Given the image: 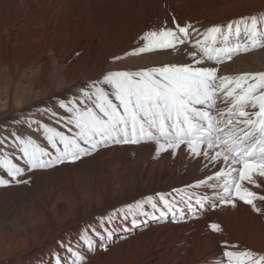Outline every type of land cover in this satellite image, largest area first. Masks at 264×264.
Returning a JSON list of instances; mask_svg holds the SVG:
<instances>
[{
    "label": "bare ground",
    "instance_id": "bare-ground-1",
    "mask_svg": "<svg viewBox=\"0 0 264 264\" xmlns=\"http://www.w3.org/2000/svg\"><path fill=\"white\" fill-rule=\"evenodd\" d=\"M257 13H264V0H0V148L14 150L13 132L44 144L43 124L75 132L73 125L65 126L68 113L60 101L75 97L81 106L88 104L80 89L90 81L108 71L194 63L189 53L201 57L193 45L204 29ZM173 17L199 29L189 30L186 46L125 55L142 46L143 32L165 21L174 26ZM202 66L217 67L218 75L264 72V47ZM217 106L225 107L219 101ZM155 147L109 143L75 163L26 173L27 184L0 187V264H57L58 255L70 262L64 244L75 246L86 227L101 230L110 213L115 223L106 227L115 235L106 251L98 246L87 253V264H213L225 241L239 245L234 250L264 254V203L256 201L262 212L238 198L235 207L197 204L213 192L197 180L223 165L193 156L184 146L175 155L157 154ZM15 155L23 165L18 151ZM258 183L246 186L264 194V181ZM158 193L176 201L184 195L175 216L141 215L139 226L123 219L126 205ZM214 223L220 231L212 229Z\"/></svg>",
    "mask_w": 264,
    "mask_h": 264
},
{
    "label": "snow or ice",
    "instance_id": "snow-or-ice-1",
    "mask_svg": "<svg viewBox=\"0 0 264 264\" xmlns=\"http://www.w3.org/2000/svg\"><path fill=\"white\" fill-rule=\"evenodd\" d=\"M173 25L169 27L165 21L158 29L143 32L139 37L142 46L125 55L158 49L177 51V45H187L190 29L199 31L191 23L177 22L175 17ZM202 36L193 45L201 57L196 59V51L189 53L194 63L108 71L102 79L90 81L87 90L80 89L88 104L81 106L75 97L68 103L61 100L60 107L68 113L65 126L73 125L75 132L69 127L66 134L43 124L44 144L32 136L13 132L10 147L14 150L0 148V187L27 184L31 177L24 179L26 173L75 163L109 143L151 142L157 154L175 155L184 146L193 156L203 157L214 166L223 165L207 179L197 180L198 186L213 190L212 196L198 198L197 204L202 206L207 200L210 207L221 203L235 207L238 198L254 211L262 212L256 201L264 203V194L246 185L260 187L258 180L264 181V72L218 75L217 67L202 65L204 61L219 65L237 54L264 47V13L213 24L204 29ZM218 101L225 105L223 109L217 106ZM35 123L40 125L39 121ZM3 144L4 139H0V145ZM17 151L23 165L16 158ZM180 202H184L183 194L180 201L168 199L163 193L147 196L126 205L123 219L131 218V224L139 226L143 222L138 218L141 215L152 220L164 219L169 213L175 216ZM146 206L152 211L145 210ZM102 221L101 230L84 228L75 246L65 243L71 260L58 255L57 264H87V253L98 246L106 251L116 231L106 225L115 223L114 215L110 213ZM211 227L221 230L215 223ZM238 248L239 245L225 241L224 250L213 264H264V254L249 249L234 250Z\"/></svg>",
    "mask_w": 264,
    "mask_h": 264
},
{
    "label": "rangeland",
    "instance_id": "rangeland-1",
    "mask_svg": "<svg viewBox=\"0 0 264 264\" xmlns=\"http://www.w3.org/2000/svg\"><path fill=\"white\" fill-rule=\"evenodd\" d=\"M45 105L47 104V102H43Z\"/></svg>",
    "mask_w": 264,
    "mask_h": 264
}]
</instances>
